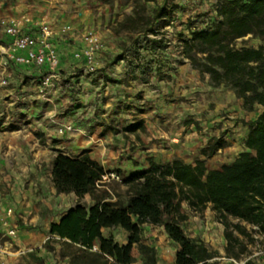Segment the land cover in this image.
Instances as JSON below:
<instances>
[{
  "label": "rangeland",
  "instance_id": "obj_1",
  "mask_svg": "<svg viewBox=\"0 0 264 264\" xmlns=\"http://www.w3.org/2000/svg\"><path fill=\"white\" fill-rule=\"evenodd\" d=\"M223 1L209 0V9L198 12L197 10H180L181 7L172 0L148 3L139 0L137 8L145 6L147 16L154 20L151 25L152 32L123 30L117 32L118 24L130 16L136 8V0H3L0 3V19L27 15L34 22V25L30 26V32L34 35H37V26L40 23H46L52 27L53 41L58 47L60 58L57 71L61 79L60 84L54 87L42 88L41 82L47 73L46 66L22 67L0 56V171L4 170L0 172V244L3 247L0 253V264H28L26 257L32 252H36L38 257L44 259L45 264H71V258L68 256L70 250L67 246L59 241H50V225L57 222L75 205H90L92 199L88 196L87 199L80 200L75 198L73 193H58L52 182V162L57 154L55 152L58 146L57 140L64 139L68 136L67 132H72L78 127L76 123H69L67 119L78 115L88 119L92 116L107 119L110 118L108 114L114 113V116H119L122 120L120 124L107 123L103 128L122 134L121 130L125 132L137 124L132 122L139 120L140 115L149 110L153 111L144 104L142 96L144 93L140 91L132 95L131 99L126 96V100L122 98L110 107L105 100L102 103L104 107L95 105L93 101L95 97H92L93 89L90 87L94 80L100 77L102 72L107 71L113 63L122 59L132 60L129 67L133 77L137 80L142 67L149 72L157 69L155 61L158 62V60L153 55H158L163 67L160 78L163 80L162 83L167 85L168 81L175 82V84L177 81H182L184 75L178 76V79L174 78V69L188 68L195 72L196 84L210 85L213 89L231 91L236 95L230 87L214 86L208 74L202 73L193 66L184 48L192 32L211 28L220 22L218 10ZM161 10L163 13L158 15ZM165 14L173 16L169 18L166 15V21H161ZM165 22L168 29L163 28ZM66 27L69 29H65ZM1 30L0 26V37H3ZM172 35L177 38L174 42ZM88 36L97 37L104 46L96 55L91 70H88L86 60L81 53L88 47L86 40ZM234 46L238 49L243 46L264 47V37L249 35L238 39ZM78 52L81 56L76 58L75 54ZM171 52L174 56L170 54ZM144 57L147 59L143 64ZM198 57L201 58V55ZM173 79L176 80L172 82ZM137 83L141 87L140 82L137 81ZM154 83L159 82L154 79ZM109 86L118 87L116 82L105 79L104 88ZM125 88L130 90L133 86L128 84ZM13 90L14 93H11ZM86 100H89V103H86ZM239 100L242 102V110L246 115L255 112L256 116L258 110L264 109L256 105L254 110L249 112L245 110L243 100ZM10 104H13L11 109ZM209 109L214 112V106ZM231 112L228 108L221 110L220 117L222 119L224 117L222 122H226L228 126L226 128L214 126L209 134L205 133L204 126L206 125L202 124L207 121L205 115L201 120L194 121L197 130L203 136L208 135L210 138L207 139L209 141L204 147H199L196 151H187L185 158L191 161L189 164H195L196 160L203 159L206 160L209 169H220L236 158V150L230 149V140H234L233 133L236 134L238 131L239 134L247 137L250 130L247 125L251 123V120L246 121V117L244 119L230 117ZM237 120L239 124L235 123ZM64 125H71L72 130L61 134L60 131ZM241 125L245 127V131L240 128ZM87 127L89 126L85 128L87 134H91V130ZM45 128L52 130L49 134L56 138L52 142L47 140ZM128 133L130 139L138 138L139 135L151 136L144 127L138 128L135 132L128 131ZM12 136L15 137L13 141L16 142V146H13L16 148L15 156L10 153L13 147L9 146L10 143L7 142L8 139L6 140ZM153 140L162 142V139ZM214 140L216 143L220 141L221 145L211 157L203 156V149ZM139 143H141L140 146L132 147L131 158H134L132 162L135 167L145 170L144 166L150 159L146 156L151 153H147V148L144 147L146 143L142 139ZM155 145L162 147L161 149L165 151H171L168 144L156 143ZM246 150L247 148H244V151ZM140 152L142 153L138 157ZM5 154L11 165L9 169L1 167L6 161L5 158L2 159ZM12 163L15 167H12ZM113 172L120 175L117 171ZM122 179L123 177L120 176V181L112 180L105 184L104 190L108 193L109 200L123 203L129 200V189L122 183ZM10 209L13 210L11 215L9 214ZM182 211L188 216V219L182 223V227L190 238L205 243L212 251L219 252L215 248H221L225 257H227V248H230V255L233 258L240 260L252 257L248 264H264V256L257 255L260 251H264V233L255 227L227 217L230 225L229 232H233L235 238L232 242H228L226 228L211 206L202 211H195L189 207L187 202H183ZM208 219L222 224L224 231L218 225L208 230L206 228ZM236 226H240L242 230L236 229ZM11 230L15 231V235H10ZM243 230H245L244 233ZM103 232L106 237L113 236L120 244L127 243L128 233L122 228L106 229ZM206 233H210L209 238L213 239L214 245L208 241ZM142 244L155 250V264L175 263L179 246L170 240L164 227L150 223L144 224ZM133 256L137 264L153 263L152 254L143 255L139 250V245H135ZM218 262L219 264H230L226 261L222 263L218 260Z\"/></svg>",
  "mask_w": 264,
  "mask_h": 264
},
{
  "label": "trees",
  "instance_id": "obj_2",
  "mask_svg": "<svg viewBox=\"0 0 264 264\" xmlns=\"http://www.w3.org/2000/svg\"><path fill=\"white\" fill-rule=\"evenodd\" d=\"M138 2L133 13L118 24L117 32L153 31L154 20L147 16L145 6L137 8ZM218 13L221 20L215 26L192 32L185 42V54L197 70L210 76L214 86L232 88L245 110L251 112L256 105L264 108V47L234 46L249 35L264 37V0H224ZM249 125L247 150L220 169H209L203 159L195 164L181 159L160 164L151 159L147 169L123 177L130 193L127 203L109 200L105 184H101L106 171L99 162L86 153L70 157L59 151L51 171L55 189L61 194L73 193L80 200L89 195L92 203L78 204L53 222L50 241L67 246L71 264H137L135 245L143 255L152 254L155 264V250L142 244V227L150 223L164 227L179 246L174 264H219V252L185 233L182 223L188 216L182 203L187 202L195 211L211 206L226 228L228 242L235 238L229 232L227 217L264 233V111ZM220 143L210 141L203 156L211 157ZM113 228L128 233L126 244L104 235V230ZM236 229L242 230L240 226ZM230 253L227 248V257L233 258ZM26 260L28 264H45L36 252L28 254Z\"/></svg>",
  "mask_w": 264,
  "mask_h": 264
},
{
  "label": "crops",
  "instance_id": "obj_3",
  "mask_svg": "<svg viewBox=\"0 0 264 264\" xmlns=\"http://www.w3.org/2000/svg\"><path fill=\"white\" fill-rule=\"evenodd\" d=\"M172 1H174L177 6L181 7L180 10L184 9V11L197 10L198 12H201L206 11V8L209 7V0ZM202 2H204V4H202ZM193 7L197 9H194ZM166 15H168L169 18L173 16L170 14H165L163 15L165 17H163L161 21H166ZM167 26L168 25H166V22L163 23V28L168 29L169 27ZM26 29H30V27H27ZM1 31L3 37H0V56L6 58L3 54V48L9 44L10 38L5 35L3 30ZM172 39L173 42L177 40L174 35H172ZM170 54L174 56V53L171 52ZM153 57L158 60V62L155 61V67L157 69L155 71L149 72L144 67H142L137 80L133 77L132 71H130L129 67L130 61H133L129 59H122L113 63L107 71L102 72V75L96 78L93 85L90 87V89H93L92 97H95L93 99L95 105L103 107L104 105L102 103L104 100L110 107L122 98L126 100V96L131 99V96L135 95V93L139 91L144 93L142 94L144 97V104L149 106L150 109H153V111L148 109L149 111L147 113L140 115L139 120L133 121L132 123H137L135 125L137 126L136 128L131 126L125 132L121 130L122 134L113 133L109 129H104L103 126L107 125V123L111 125L120 124V121L122 120H120L119 116H114V113L108 114V117L110 118L107 119L102 118L101 116H92L88 119L87 117L78 115L76 117L67 119L69 123H76L78 127L72 132H67L66 135L68 134V136H63L65 137L64 139L59 138L61 140H57L58 146L55 152L58 153L61 151L64 155L70 157H77L86 153L93 160L99 162L104 167L106 172L117 171L120 173V176L128 177L133 173L143 171L142 169L139 170L138 167L134 166V162H132V159L134 158H131L133 154L132 147L141 144L139 143L140 139L146 143V146L144 147L147 148V153H151L149 156H146L150 159L147 161L144 169L149 167V161L151 159L160 164L170 163L174 160L173 158H181L187 163H191V161L185 158L187 151H196L199 147H204L209 141L207 139L210 138L208 135L203 136V134L197 130L194 121L201 120L205 115L207 121L203 122L202 124L206 125L204 126V131L205 133L209 134L211 131H213L214 126H224V128L228 126L226 122H222L224 117L223 119L220 117L221 110L225 108H228V111H232L230 117H235L236 119H244L246 117V121L251 120V122L256 121L260 114L264 111V109L262 111L258 110L257 112L259 113L256 112V116L255 112H251L246 115L242 110V102L237 99L233 92L213 89L210 85L204 86L196 84L197 82H195V72L192 69H174V78L178 79V76L180 77L184 75V79L180 82L177 81L176 84L174 82L176 79H173L172 82L174 83L168 81L166 85L165 83H162L163 80L160 79L163 69L162 62L159 60L160 57L158 55H153ZM144 58L145 59L142 60L143 64L147 59L146 57ZM21 66L26 67L24 65ZM105 79H110V82H116V86L118 87L114 88L113 86H109L104 88ZM154 79H157L159 83L155 84ZM137 81L140 82L141 87H139L140 85L137 83ZM190 83L193 84L190 85ZM128 84L132 85L133 88H130V90L125 88V85ZM11 93H14V90ZM86 103H89V100H86ZM10 105L11 106H9V108L11 109L13 104ZM213 106L214 112L213 110L210 111L209 109V107ZM235 123L239 124L240 122L237 120ZM86 126H89L87 129L91 130V134H87L85 129ZM247 126L250 127L249 125ZM143 127L150 132V137H142L141 135H139L138 138L136 137L132 139L128 137V131L135 132L138 128ZM240 128L245 131V127L242 126ZM44 131L49 142H52L53 139H56L54 136H52V134H49L52 133L51 129L45 128ZM249 133L250 130L248 134ZM233 134L234 140H230L231 142L229 145L231 147L230 149L236 150V158H234V160L227 165L232 164L239 157V155L244 152V148H246L245 141L247 137L239 134V131L236 132V134L235 132ZM14 139V136L6 138L7 142L10 143L9 146H16V142L13 141ZM153 139H162V142ZM226 140H229V138H226ZM156 143L168 144L167 146L171 147V151H165L164 149H161L162 147H158L155 145ZM138 150L140 149L138 148ZM15 152L16 148L13 147V151L10 153L15 156ZM141 153L142 152H140L137 156L139 157ZM3 158H5L6 161L4 166L2 165L1 167L9 169L8 167L11 165L9 159L6 157V154L4 157H2V159ZM13 164L14 163H12V167H15ZM0 172H4V170L2 169ZM88 196L89 195H86L85 198L87 199ZM74 197L78 199L75 194ZM76 206L77 205L74 207ZM74 207L70 209H73ZM214 225L222 227V231H224V226L222 224L218 222L214 223L211 221V219L206 221V228L208 230H211ZM197 226L200 227L201 224H197ZM209 234L206 233V237L208 238V241L214 245V242L212 241L213 239L211 240L209 238ZM215 249H217L220 253V257L218 259L225 258L221 248ZM219 261L224 263L226 260L221 259Z\"/></svg>",
  "mask_w": 264,
  "mask_h": 264
},
{
  "label": "built area",
  "instance_id": "obj_4",
  "mask_svg": "<svg viewBox=\"0 0 264 264\" xmlns=\"http://www.w3.org/2000/svg\"><path fill=\"white\" fill-rule=\"evenodd\" d=\"M34 25L33 20L27 15H22L21 17H8L0 19V26L5 33L10 38V42L5 48H3V54L5 57L18 65L24 66H46L47 73L44 76L41 87L50 88L54 85H58L61 82L60 76L58 74V66L60 63V58L58 54L57 47L53 41L54 31L52 27L46 23H40L37 26L38 33L34 35L30 32V29H26ZM65 29H69L66 27ZM88 42V47L81 51L82 55L86 60L88 70L93 68V64L96 59V55L103 49V44L101 41L94 36H88L86 38ZM81 54L78 52L75 54L76 58H79ZM4 83H6L4 81ZM71 125H64L60 133L71 131ZM112 180L120 181V175L115 172H106L102 176L101 184H106ZM12 209L9 210L11 215ZM258 229L257 227H255ZM10 235H15V231L11 230ZM94 251L97 248L94 247ZM3 251V247L0 244V253ZM257 255L264 256V251H260ZM252 257H247L244 259L236 258H221L228 261L230 264H248ZM217 259V260H221Z\"/></svg>",
  "mask_w": 264,
  "mask_h": 264
}]
</instances>
